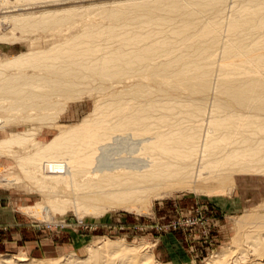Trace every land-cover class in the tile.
I'll list each match as a JSON object with an SVG mask.
<instances>
[{
	"label": "bare ground",
	"instance_id": "bare-ground-1",
	"mask_svg": "<svg viewBox=\"0 0 264 264\" xmlns=\"http://www.w3.org/2000/svg\"><path fill=\"white\" fill-rule=\"evenodd\" d=\"M29 1L13 9L67 0ZM119 3L0 18L19 32L100 19L64 42L0 61V129L17 125L0 135V150L16 148L18 169L43 183L46 205L36 208L133 212L168 185L195 190L264 175V0ZM82 94L92 98L90 114L55 123L63 103ZM27 122L47 125V136L33 138ZM243 218L234 252L208 264H264V207ZM119 244L106 241L85 264L151 261Z\"/></svg>",
	"mask_w": 264,
	"mask_h": 264
},
{
	"label": "rangeland",
	"instance_id": "rangeland-1",
	"mask_svg": "<svg viewBox=\"0 0 264 264\" xmlns=\"http://www.w3.org/2000/svg\"><path fill=\"white\" fill-rule=\"evenodd\" d=\"M126 1L129 0H67L62 5L49 3L16 11L13 7L31 4V1L0 0V18L48 10L79 11L98 6L110 9L115 2ZM225 14L229 15L226 11ZM85 17L46 31L19 32L0 24V61L64 42L85 24L100 22L99 18ZM91 100L82 94L76 100L66 101L55 123L63 127L79 123L90 114ZM25 124L34 131L33 138L47 136V125ZM8 128L12 130L17 125L11 121L4 123L0 135ZM14 151L16 148L12 147L0 150V264L4 261L9 264H85L90 260L89 252L101 248L106 241L120 243L125 248H138L140 255L151 257V261L144 264H208L215 256L234 252L238 245L236 238L242 237L240 231L246 223L244 218H239L256 214L264 207V175L242 174L233 176L222 186L197 183L193 186L195 190L181 185L165 186L160 198L148 197L146 203H137L133 212L117 205L82 215L69 205L46 208V213L36 208L38 204L46 205L47 191L39 189L43 183L29 179L18 169ZM63 190L59 188L61 195Z\"/></svg>",
	"mask_w": 264,
	"mask_h": 264
},
{
	"label": "crops",
	"instance_id": "crops-1",
	"mask_svg": "<svg viewBox=\"0 0 264 264\" xmlns=\"http://www.w3.org/2000/svg\"><path fill=\"white\" fill-rule=\"evenodd\" d=\"M169 260L173 261L174 259L173 258H169Z\"/></svg>",
	"mask_w": 264,
	"mask_h": 264
}]
</instances>
